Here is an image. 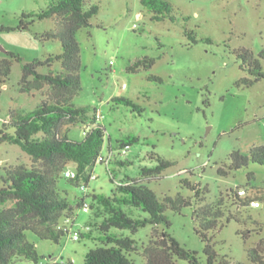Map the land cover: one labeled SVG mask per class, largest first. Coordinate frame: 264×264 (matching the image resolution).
Here are the masks:
<instances>
[{
    "label": "rangeland",
    "instance_id": "1",
    "mask_svg": "<svg viewBox=\"0 0 264 264\" xmlns=\"http://www.w3.org/2000/svg\"><path fill=\"white\" fill-rule=\"evenodd\" d=\"M164 1L172 8V21L152 20V13L141 0H86L88 5L98 7V13L91 18L90 27L76 34L82 64L81 90L71 103L87 107L90 117L95 111L101 116L99 124L106 135L101 151L104 163L92 168L95 180L89 181L84 192L68 184L65 172L75 169L68 164L58 175L59 191L75 206L80 199L88 203L93 193L109 197L117 185L140 180L159 200L180 195L194 201V192L180 183L187 179L206 190L204 204L222 196L225 213L240 219L223 221L222 228L208 233L216 254L248 264L247 250L264 237V202L259 201L258 207L239 209L226 194L236 189L245 190L243 196L264 192V167L249 163L227 176H219L217 170L228 166L231 153L248 155L251 148L264 146V78L251 87L235 85L243 77L252 78L240 69L241 61L235 52L248 50L256 58L264 48V0ZM46 7L45 0H0V26L15 28L22 13H38ZM54 27V21L47 19L35 22L29 31L0 33V60L11 52L22 61L12 63L9 80L1 89L0 127L10 112L27 113L45 99V89L20 93L18 82L23 64L61 52L57 41L33 40L34 34ZM186 32L196 40L195 44ZM145 57L154 59L150 69L128 71L134 62ZM259 63L264 73V60L259 59ZM58 68L59 64H54L53 69ZM151 77L161 81L150 80ZM113 98L129 99L143 111L139 115L133 113L130 108L111 102ZM83 130L82 126L64 128L74 139H80ZM129 137L138 141L123 154L119 142ZM157 156L171 165L156 180H142L140 167L157 165ZM15 167L44 168L18 146L0 143V178ZM193 209L182 208L179 213L166 210L164 215L170 223L169 234L183 248L196 252L198 261L204 264V244L195 232ZM122 210L134 219L147 217L139 210ZM74 215L68 224L62 221L69 234L58 244L27 232V240L35 244L41 258L37 263L14 264L67 260L84 264L85 253L100 244L88 238L74 241L72 236L84 232L89 225L95 237L101 216L97 217L95 210L84 212L77 207ZM152 229L147 225L135 234L113 230L135 241L138 250L129 256L132 264H145L141 247L148 244ZM246 231L249 237L244 240L241 234Z\"/></svg>",
    "mask_w": 264,
    "mask_h": 264
},
{
    "label": "trees",
    "instance_id": "2",
    "mask_svg": "<svg viewBox=\"0 0 264 264\" xmlns=\"http://www.w3.org/2000/svg\"><path fill=\"white\" fill-rule=\"evenodd\" d=\"M45 1V10L22 13L17 27L0 26V33L29 31L35 22L51 19L55 24L54 29L34 34L33 40L57 41L61 47L59 54L49 55L42 60L35 59L21 66L18 82L20 93L41 92L45 89V99L27 113L18 110L10 112L8 120L0 127V143L18 146L44 167L30 170L24 167L11 168L0 178V264H14L17 261L37 263L40 260L35 244L27 240V232L40 240L56 244L69 234L62 221L73 220L74 207L81 209L85 200L80 199L75 206L70 204L65 198L66 194L59 191L58 175L71 163L75 166V175L67 178L68 184L78 187L81 184L88 185L91 170L102 156L106 137L103 126L99 124L98 112L95 111L90 117L87 107H75L71 103L81 90L79 73L82 64L76 34L81 29L90 27V20L98 13V7L94 4L88 5L86 0ZM141 4L152 13L151 19L154 21L174 19L171 6L164 0H141ZM186 35L193 44L196 43L190 33L186 32ZM235 54L241 61L240 69L252 77L239 79L235 83L237 87H251L264 78L259 63V59L264 60V48L256 58L244 49L236 51ZM13 62L22 61L11 52H7L6 57L0 60V94L9 80ZM54 64H59V68L54 70ZM153 65L154 59L145 57L134 62L128 71L148 70ZM40 69H45V72H39ZM149 79L161 81L155 77ZM111 102L128 107L138 115L143 111L126 98H113ZM66 126H82L84 130L81 138L68 136V131H64ZM137 141L136 137H129L119 142V147L126 150ZM156 160L157 165L153 167H140L142 180H156L171 165L159 156ZM100 163H104V157ZM119 163L125 165L124 162ZM249 163L264 167V146L251 148L248 155L231 153L228 166L220 167L217 173L219 176H227L231 172L246 168ZM250 178L248 175V179ZM110 180L114 181L113 178ZM180 183L194 192V201L180 195L159 200L140 180L117 185L109 197L93 193L88 202L89 211L95 210L101 220L95 228V237L90 230L80 233V238H88L100 245L85 253L84 264H132L129 256L138 250L135 241L130 237L120 236L113 230H128L135 234L138 229L147 225L153 229L148 244L141 247L145 264H177V261L201 264L196 252L183 248L169 234L170 223L164 215L166 210L179 213L182 208L192 206V218L197 226L195 232L204 244V264H240L227 256H218L208 236L209 232L222 228L223 221L239 222V217L225 213L222 196L211 204H204L205 189L201 190L187 179ZM240 191L245 195V190L240 189L229 190L226 194L239 209H245L259 201L264 202L262 191L258 190L253 196L239 195ZM122 207L139 210L147 217L134 219ZM159 226L163 229L160 230ZM241 235L246 240L249 231L242 232ZM247 259L248 264H264V237L247 250ZM50 264L72 263L67 261Z\"/></svg>",
    "mask_w": 264,
    "mask_h": 264
},
{
    "label": "built area",
    "instance_id": "3",
    "mask_svg": "<svg viewBox=\"0 0 264 264\" xmlns=\"http://www.w3.org/2000/svg\"><path fill=\"white\" fill-rule=\"evenodd\" d=\"M134 27H135V25H134ZM97 117L100 119L101 118V116L99 115V113L97 114ZM263 125H264V123H263ZM126 152V150H122V153L124 154ZM101 161H103V157L101 156V157H99L98 158V160H97V163H100ZM74 172L73 171H66L65 172V176L67 177V178H73L74 177ZM92 180H95V176L93 175V174H90V176H89V181H92ZM80 190L81 191H85L86 190V188H87V185H85V184H81L80 185ZM239 195H244V192L243 191H240L239 192ZM251 206H253V207H258V203H252L251 204ZM81 209L84 211V212H89V204L87 203V202H83V204H82V207H81ZM65 223H69L70 222V220H65L64 221ZM64 225V224H63ZM65 226V225H64ZM66 228V227H65ZM67 229V228H66ZM90 231V227L89 226H86L85 227V229H84V233H87V232H89ZM72 238H73V240L74 241H78L79 239H80V232H75L74 234H73V236H72Z\"/></svg>",
    "mask_w": 264,
    "mask_h": 264
},
{
    "label": "crops",
    "instance_id": "4",
    "mask_svg": "<svg viewBox=\"0 0 264 264\" xmlns=\"http://www.w3.org/2000/svg\"><path fill=\"white\" fill-rule=\"evenodd\" d=\"M67 261H70L72 264H73V261L71 260H67ZM51 263H65V262H56V261H52ZM50 264V263H49Z\"/></svg>",
    "mask_w": 264,
    "mask_h": 264
}]
</instances>
